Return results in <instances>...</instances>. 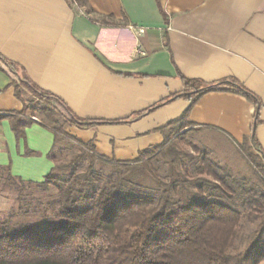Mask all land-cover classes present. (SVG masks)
Returning <instances> with one entry per match:
<instances>
[{
  "label": "crops",
  "instance_id": "1",
  "mask_svg": "<svg viewBox=\"0 0 264 264\" xmlns=\"http://www.w3.org/2000/svg\"><path fill=\"white\" fill-rule=\"evenodd\" d=\"M86 1L92 14L67 0H0V55L82 120L130 119L180 92L181 76L207 83L236 78L260 99L255 136L264 152V0ZM9 81L0 69V114L23 107ZM188 106L177 98L129 122L69 125L66 132L101 156L131 161L161 144L156 129ZM254 107L242 95L211 91L193 104L188 120L241 143ZM53 144L51 130L35 118L18 140L9 121H0V166L14 178L43 181L54 165L47 156Z\"/></svg>",
  "mask_w": 264,
  "mask_h": 264
},
{
  "label": "trees",
  "instance_id": "2",
  "mask_svg": "<svg viewBox=\"0 0 264 264\" xmlns=\"http://www.w3.org/2000/svg\"><path fill=\"white\" fill-rule=\"evenodd\" d=\"M67 2L85 7L86 15L93 13L86 0ZM107 20L103 17L100 22ZM0 69L10 76L8 85L23 102L21 110L0 114V121H9L17 140L24 138L33 118L54 135L47 155L54 165L43 181H21L11 176L8 166H0V186L15 199L0 218V264H260L264 260V152L255 136L261 102L236 78L207 83L181 76L180 92L130 119L108 121L76 117L60 98L33 83L23 67L2 55ZM211 91H230L254 103L250 133L241 143L232 142L256 169L261 185L234 177L205 150L192 147L196 157L179 146L195 126L188 120L190 108ZM177 98L189 106L156 129L163 142L139 151L131 161L101 156L92 143L77 141L66 132L69 125L86 129L129 122Z\"/></svg>",
  "mask_w": 264,
  "mask_h": 264
},
{
  "label": "rangeland",
  "instance_id": "3",
  "mask_svg": "<svg viewBox=\"0 0 264 264\" xmlns=\"http://www.w3.org/2000/svg\"><path fill=\"white\" fill-rule=\"evenodd\" d=\"M28 97L29 94L24 92V98L27 99ZM179 146L183 150L196 155V157L198 153H195L192 147L205 150L214 162L224 166L234 177L245 178L253 185H261L258 176L254 173L256 169L242 158L238 148L230 140L217 132L193 127L185 134L184 141L179 142ZM165 170V165H162L159 169L161 174ZM14 205V196L0 186V218L4 217L6 212Z\"/></svg>",
  "mask_w": 264,
  "mask_h": 264
},
{
  "label": "built area",
  "instance_id": "4",
  "mask_svg": "<svg viewBox=\"0 0 264 264\" xmlns=\"http://www.w3.org/2000/svg\"><path fill=\"white\" fill-rule=\"evenodd\" d=\"M144 32V29L143 28H138L137 29V33L140 34V33H143Z\"/></svg>",
  "mask_w": 264,
  "mask_h": 264
}]
</instances>
